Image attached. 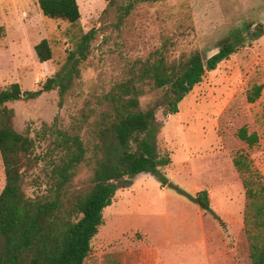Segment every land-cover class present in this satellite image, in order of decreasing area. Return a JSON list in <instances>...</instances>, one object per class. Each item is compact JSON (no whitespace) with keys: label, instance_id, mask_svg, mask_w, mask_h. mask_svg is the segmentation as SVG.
<instances>
[{"label":"rangeland","instance_id":"obj_1","mask_svg":"<svg viewBox=\"0 0 264 264\" xmlns=\"http://www.w3.org/2000/svg\"><path fill=\"white\" fill-rule=\"evenodd\" d=\"M77 3L80 22L68 24L40 17L36 0H0V16L21 17L31 28L33 40L46 38L52 50V58L43 64H34L30 55H26L24 63L32 71L16 80L23 90L40 89L47 77L73 67L70 83L62 96L54 88L35 98L7 102V106L14 109L15 129L22 132L28 127L33 132L56 120L58 128L69 130L81 110L94 109L80 131L86 159L79 165L72 189L87 186L92 177L95 158L100 156L94 147L98 142L93 132L99 120L96 114L108 109L104 95L128 77L130 63L146 59L161 47L169 60L197 49L205 61L233 30L244 24L250 25L247 32L242 31L247 38L256 28L263 30L259 37L240 42L215 69L207 70L201 81L177 104V112L171 113L166 107L164 91L150 90L146 85L140 97L142 107L157 100L161 103L154 123L155 142L159 152L168 153L171 158L162 172L193 196L205 190L211 208L221 218V221L216 220L181 195L184 204L178 207L202 219L205 241L165 248L164 261L167 264H251L243 222L247 199L233 167L232 155L247 152L264 180V0H77ZM129 3V10H124ZM88 31L93 37L80 49L81 36ZM70 52L76 53L71 55ZM42 69L43 73L36 77ZM13 79L5 78L4 86ZM253 84L262 85L261 94L254 102H248L246 93ZM241 126L257 134L258 142L252 148L238 138ZM44 146L45 142L37 139L35 152H40ZM43 171V162L25 171L24 189L28 195L45 187ZM145 174L133 177V182L145 178L147 192L156 195L160 182L154 175ZM3 185L0 157V191ZM147 204L145 197L138 198L130 202L128 208H121V216L114 224L108 225L103 219L91 240L84 264H99L106 250V243L101 242L100 237L105 229V233L120 230L123 234L120 242L126 244L127 233L144 223L142 215L146 208L143 210V207ZM176 206L171 201L166 207L174 212ZM175 224L172 223V228Z\"/></svg>","mask_w":264,"mask_h":264},{"label":"trees","instance_id":"obj_2","mask_svg":"<svg viewBox=\"0 0 264 264\" xmlns=\"http://www.w3.org/2000/svg\"><path fill=\"white\" fill-rule=\"evenodd\" d=\"M36 2L44 18L68 24L80 22L77 0ZM130 7L131 3L124 10ZM249 29L250 25L244 24L233 30L205 61L197 49L169 60L161 47L146 59L130 63L128 77L104 95L108 109L96 114L99 120L93 132L98 142L94 147L100 156L95 158L92 177L83 188L72 189L71 184L80 163L86 159L80 131L94 109L81 110L69 130H61L54 120L51 125L43 124L40 130L32 132L26 127L19 132L14 127V109L7 106V102L35 98L54 88L62 96L70 83L73 67L47 77L37 90H23L16 81L0 88V157L4 172L0 191V264H84L91 240L103 222V209L111 204L117 189L129 186L132 178L141 172L154 175L161 186L173 189L221 221L211 208L205 190L193 196L162 172L161 168L168 165L171 158L168 153L159 152L155 142L154 123L161 103L157 100L142 107L140 97L146 85L150 90L164 91L166 107L171 113L177 112V104L201 81L207 70L215 69L244 39L251 40L263 32L256 28L247 38L242 31ZM92 35L88 31L81 36L80 49L88 44ZM34 51L39 62L52 58L46 38L34 45ZM76 60L77 57L74 62ZM261 90V84H253L247 90V101L258 99ZM237 136L248 148L258 142L257 134L248 132L246 126L238 129ZM37 139L45 142V148L38 153L35 152ZM249 157L247 152L238 151L232 155V164L247 199L243 222L250 263L264 264V180ZM39 162L44 165L45 187L28 195L24 189V174Z\"/></svg>","mask_w":264,"mask_h":264},{"label":"crops","instance_id":"obj_3","mask_svg":"<svg viewBox=\"0 0 264 264\" xmlns=\"http://www.w3.org/2000/svg\"><path fill=\"white\" fill-rule=\"evenodd\" d=\"M36 8L42 17L37 2ZM38 41L33 40L31 28L21 17L18 19L16 15L0 16V86L2 88L5 87L4 80L7 77L14 79L6 86L16 80L19 81L21 76L25 77L30 74L32 68L24 63L27 54L30 55V60L34 64L46 62H39L35 54L34 45ZM42 73L43 69L42 72L36 74V77ZM161 169L165 171L164 167ZM139 176L144 177L146 174L141 172L134 179ZM134 179L129 186L115 191L114 197L117 199L114 200L113 197L111 204L103 209V219L108 225L114 224L121 216L120 213L123 211L121 208H128L130 202L145 197L148 204L147 207H143V210L146 208L142 215L144 223L140 228L126 232L128 235L126 244L120 242V236L123 235L119 232L120 230L106 233V229L103 230L104 233H101L100 237L101 242L106 243V250L102 252L99 264H167L162 256L165 252L163 249L176 244L204 243L203 221L178 207L184 204L181 195L165 186H160V189H157L158 193L152 195L147 192L145 178L140 180L139 184L133 182ZM171 201L177 205L174 212L166 207ZM173 222L176 223V229L172 228ZM110 242L115 243L109 246L107 243Z\"/></svg>","mask_w":264,"mask_h":264}]
</instances>
